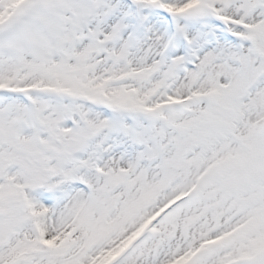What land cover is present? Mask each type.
<instances>
[{
  "label": "snow or ice",
  "instance_id": "1",
  "mask_svg": "<svg viewBox=\"0 0 264 264\" xmlns=\"http://www.w3.org/2000/svg\"><path fill=\"white\" fill-rule=\"evenodd\" d=\"M0 264H264V0H0Z\"/></svg>",
  "mask_w": 264,
  "mask_h": 264
}]
</instances>
